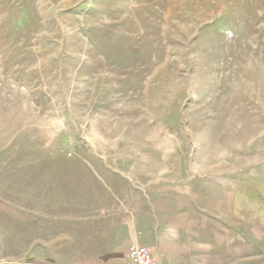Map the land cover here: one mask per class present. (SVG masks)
Returning a JSON list of instances; mask_svg holds the SVG:
<instances>
[{"label":"rangeland","instance_id":"rangeland-1","mask_svg":"<svg viewBox=\"0 0 264 264\" xmlns=\"http://www.w3.org/2000/svg\"><path fill=\"white\" fill-rule=\"evenodd\" d=\"M114 179L264 264V0H0V264H72Z\"/></svg>","mask_w":264,"mask_h":264},{"label":"crops","instance_id":"crops-1","mask_svg":"<svg viewBox=\"0 0 264 264\" xmlns=\"http://www.w3.org/2000/svg\"><path fill=\"white\" fill-rule=\"evenodd\" d=\"M111 182L108 188L118 190L119 196L114 197L110 207H104L102 227L88 230L86 240L77 241L70 249L72 264H133L129 255L132 243L149 247L160 264H223L228 260L223 256L222 241L216 238L222 230L207 241L202 238L205 229L199 222L183 221V217L174 215L170 199L160 203L153 194L144 198L138 193V185L128 182L124 186L132 191L124 201L122 186L115 179ZM61 256L55 260L63 261Z\"/></svg>","mask_w":264,"mask_h":264},{"label":"built area","instance_id":"built-area-1","mask_svg":"<svg viewBox=\"0 0 264 264\" xmlns=\"http://www.w3.org/2000/svg\"><path fill=\"white\" fill-rule=\"evenodd\" d=\"M129 255L133 264H160L153 257L149 247L139 243H132L129 247Z\"/></svg>","mask_w":264,"mask_h":264}]
</instances>
